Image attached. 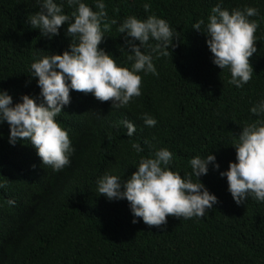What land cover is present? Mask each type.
I'll return each mask as SVG.
<instances>
[{
	"label": "trees",
	"instance_id": "16d2710c",
	"mask_svg": "<svg viewBox=\"0 0 264 264\" xmlns=\"http://www.w3.org/2000/svg\"><path fill=\"white\" fill-rule=\"evenodd\" d=\"M84 2L96 10L94 0ZM218 2L104 0L107 19L117 25L129 15H155L177 37L168 56L153 57L157 75L139 73L141 95L124 108L111 109L110 100L70 90V104L56 117L74 148L62 170L42 165L28 141L9 144L8 124H0V264H264V202L248 198L237 206L226 178L219 176L235 161L234 136L257 119L250 107L264 98V0L221 3L229 11L249 6L258 12L249 17L258 23L257 52L249 57L253 75L241 88L228 83L227 69L211 62L205 35L192 29ZM37 10L36 0H0V89L8 91L13 103L40 91L36 78H30L33 60L61 54L70 43L66 25L51 40L41 37L27 23ZM72 10L64 4L65 13ZM117 25L104 33L98 47L118 65L130 67L128 49H119L123 34ZM143 113L154 117L156 125L145 126ZM124 119L135 125L131 137L120 123ZM133 142L143 151L136 152ZM159 148L173 154L170 170L182 176L190 173L193 156L215 155L219 169L209 165L199 179L218 202L203 217L167 216L161 226L137 217L133 224L126 200L110 201L97 192L95 181L106 170L127 179L141 157Z\"/></svg>",
	"mask_w": 264,
	"mask_h": 264
},
{
	"label": "clouds",
	"instance_id": "9594fccd",
	"mask_svg": "<svg viewBox=\"0 0 264 264\" xmlns=\"http://www.w3.org/2000/svg\"><path fill=\"white\" fill-rule=\"evenodd\" d=\"M65 3L73 9L70 15L64 12ZM221 3L222 0L216 3L205 19L193 23L192 29L205 35L211 62L222 71L227 69L228 83L241 88L253 75L249 57L257 52L254 32L258 23L249 17L258 12L249 6L229 11ZM36 4L39 10L27 16V23L49 40L59 35L61 25H66L70 43L61 54L40 55L30 64V78H36L38 95H21L19 102L13 103L8 91L0 89V124H8L9 144L28 141L42 165L60 171L70 163L74 152L67 131L56 120L70 104V90L91 93L101 102L110 100L111 109L126 107L133 97L141 95L139 73L157 75L153 57L168 56L177 36L166 20L155 15L144 19L129 15L117 25L116 20L107 19L104 0H94L95 11L84 0H36ZM149 7L148 3L143 5L145 11ZM111 25H117L116 31L123 34L119 49H128L130 67L118 65L111 53L98 47ZM249 112L257 119L245 123L239 134L233 135L235 161H229L227 169L219 171L237 206L248 198L264 202V98L255 102ZM140 118L148 127L157 123L148 113ZM120 123L131 137L135 125L127 119ZM144 143L149 144L147 140ZM131 147L138 153L143 151L136 142ZM172 156L167 148L150 152L139 159L127 179L106 170L97 177L96 190L110 201L126 200L133 224L137 217L149 226L166 224L167 216L203 217L218 202L199 179L208 173L209 165L219 169L215 155L208 152L193 156L189 160L191 171L183 176L170 170Z\"/></svg>",
	"mask_w": 264,
	"mask_h": 264
}]
</instances>
